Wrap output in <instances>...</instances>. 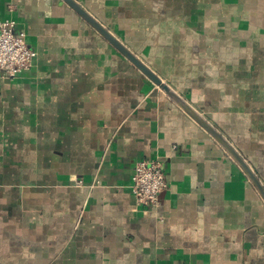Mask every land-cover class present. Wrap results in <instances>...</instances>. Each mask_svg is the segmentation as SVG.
<instances>
[{
	"label": "crops",
	"instance_id": "1",
	"mask_svg": "<svg viewBox=\"0 0 264 264\" xmlns=\"http://www.w3.org/2000/svg\"><path fill=\"white\" fill-rule=\"evenodd\" d=\"M264 187V0H74ZM36 53L0 77V264H264V202L218 144L60 0H0ZM157 160L156 208L132 175Z\"/></svg>",
	"mask_w": 264,
	"mask_h": 264
},
{
	"label": "built area",
	"instance_id": "2",
	"mask_svg": "<svg viewBox=\"0 0 264 264\" xmlns=\"http://www.w3.org/2000/svg\"><path fill=\"white\" fill-rule=\"evenodd\" d=\"M12 20L0 21V77L12 79L28 70L36 53L25 43L24 34L16 33ZM131 193L136 206L144 210L160 204V194L166 189V180L157 160L139 161L132 175Z\"/></svg>",
	"mask_w": 264,
	"mask_h": 264
},
{
	"label": "water",
	"instance_id": "3",
	"mask_svg": "<svg viewBox=\"0 0 264 264\" xmlns=\"http://www.w3.org/2000/svg\"><path fill=\"white\" fill-rule=\"evenodd\" d=\"M77 14L89 27L97 32L107 43H109L118 53H120L133 67H135L144 77L160 91L190 119H192L201 129H203L225 152V154L241 169L246 179L256 190L264 202V187L252 171L248 163L234 149L230 142L208 122L200 111L194 109L181 95L163 82L160 77L145 65L134 53L127 49L118 39H116L105 27H103L94 17L74 0H60Z\"/></svg>",
	"mask_w": 264,
	"mask_h": 264
}]
</instances>
